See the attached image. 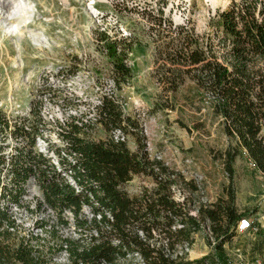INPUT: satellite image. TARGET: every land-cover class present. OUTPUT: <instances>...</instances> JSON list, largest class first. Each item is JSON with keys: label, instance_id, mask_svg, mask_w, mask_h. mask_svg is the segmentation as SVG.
<instances>
[{"label": "rangeland", "instance_id": "rangeland-1", "mask_svg": "<svg viewBox=\"0 0 264 264\" xmlns=\"http://www.w3.org/2000/svg\"><path fill=\"white\" fill-rule=\"evenodd\" d=\"M27 1L30 8L26 16L20 13V21L28 17L26 26L22 24L27 37L20 41L21 46L17 33L8 26L17 21L9 19L6 13L16 7L15 0H10L9 8L0 7V39L3 40V45L0 44V114L4 119L0 133V143L4 147L0 194L5 196L0 198V212L6 211L8 220L13 219L18 225L9 244L19 246L33 234L30 245L41 258L38 264H76L72 250L77 247L81 250L99 239L91 205L82 206L78 217L73 208L62 210L59 205L53 207V212L35 209L36 204L43 201L50 205L44 194L42 178L45 175L56 177L62 184L72 180L69 175L64 177L62 163L55 171L49 155H38L44 149L31 141L33 136L37 140L39 134L34 135L33 131L21 135L13 123L6 124L9 122L7 116H27L32 125L39 131L42 129L43 136L54 138L55 126L42 123L40 126L37 114L29 113L35 94L33 82L40 72L52 67L62 70L67 78L77 75L69 84L64 83L52 102L66 110L79 111L78 122L84 124L77 132L81 138L99 142L111 136H122L133 152H147L151 160L161 161L175 173L173 198L183 203L193 216L197 215L200 203L226 196L229 176L223 154L234 142L226 136L220 117L214 114L209 100L202 97L192 80L186 78L176 92L168 90L161 81L165 70V62L159 58L157 50L161 41L154 42L156 32L149 29L151 17L148 16L157 13L160 2H166L165 19L187 25L200 36L211 34L217 39L213 19H217V13L227 9L232 0ZM105 30L118 39L135 34L133 36L144 45L142 50L129 54L126 62L132 67L133 75L119 88L114 83L112 63L100 41V33ZM104 96L113 97L125 116L135 120L137 128L128 127L123 135L108 131L100 122L99 106ZM18 163L33 169L20 195L13 172ZM234 167L236 206L240 212H247V216L240 221L236 235L224 245L222 253L216 251V240L204 223L193 234L194 243L185 262L208 255L219 264L241 261L258 264L261 260L257 247L262 244L264 250V176L252 165L246 152L237 157ZM122 187L130 197H135L150 193L157 183L153 176L143 173L133 175ZM14 203L20 208H15ZM60 217L67 223L60 222ZM80 222H86L85 226L80 227ZM34 225L42 229H34ZM101 228L104 235L108 234L115 244L119 243L109 226L102 224ZM137 234L142 239L147 237L148 242L157 247L166 248L167 239L158 230L152 231L151 238L140 230ZM94 237L97 239L93 240ZM63 244L68 251L63 250ZM138 254L131 251L114 264H142ZM10 264L23 263L13 261Z\"/></svg>", "mask_w": 264, "mask_h": 264}, {"label": "trees", "instance_id": "trees-1", "mask_svg": "<svg viewBox=\"0 0 264 264\" xmlns=\"http://www.w3.org/2000/svg\"><path fill=\"white\" fill-rule=\"evenodd\" d=\"M166 5L160 2L157 13L148 16L151 17L149 29L157 33L158 40L153 38L154 42L161 41L157 47L159 58L165 62L161 81L168 90L176 92L189 78L202 97L209 100L214 114L220 117L224 133L234 142L223 154L229 176L226 196L200 203L197 215L193 216L183 203L173 198L175 173L161 161L151 160L147 152H133L125 141L116 142L113 137L107 141H87L78 135L80 129L75 126L66 137L70 150L77 154L78 165L71 167L83 191L76 193L74 188L53 176L45 175L42 182L50 206L59 205L62 210L73 208L77 217L83 203L92 207L99 239L94 237L97 243L72 250L76 264L78 261L114 264L131 251L139 253L145 264H216L214 257L209 255L185 262L186 255H180L179 250L186 244L193 245V234L204 223L209 226L216 240L215 249L220 253L236 235L238 224L247 216V212H240L236 206L233 187L234 163L238 156L246 152L264 176V0H232L229 7L213 19L217 39L211 34L200 36L187 25L165 19ZM133 35L118 39L106 30L100 33L118 88L133 75L132 67L126 62L129 54L144 47ZM99 111L100 122L108 131L126 132L128 127L137 128L135 120L125 116L113 97L104 96ZM3 121L0 114V124ZM3 150L0 144V164L4 161ZM32 171L19 163L14 165L15 182L20 189L18 195L24 191L23 185ZM143 173L153 176L157 187L142 196L130 197L122 186L133 175ZM194 189L197 186L194 185ZM5 220L8 215L3 211L0 214V264L41 262L29 241L23 240L19 246L8 243L12 232L3 228ZM61 221L67 223L63 218ZM85 224L80 222L79 226ZM102 224L110 227L118 244L108 234L104 235ZM138 230L149 238L153 237V230H158L167 239L166 248L148 242L147 237L142 239ZM257 249L264 264L262 244Z\"/></svg>", "mask_w": 264, "mask_h": 264}, {"label": "built area", "instance_id": "built-area-1", "mask_svg": "<svg viewBox=\"0 0 264 264\" xmlns=\"http://www.w3.org/2000/svg\"><path fill=\"white\" fill-rule=\"evenodd\" d=\"M76 78L77 75H72L69 78H67L64 74V72L60 69H56L54 67L48 68L46 70H43L38 74V76L35 78V81L33 82L34 88H35V94L32 97L31 106L29 108V113H36L37 118L40 122V126L42 124H51L52 126H55V136L54 138H48L41 134L38 127L36 125H32L28 120L27 116L17 115V116H7L6 124L10 123L14 125L16 131H19L21 135H27L31 134L34 131V135H38V139L35 140V136H33L32 140H34L33 145L41 146L44 150H40L39 154L42 155H49L51 159H53V163L51 164L52 168L58 167L61 165V163L64 165V177L66 175H69V178L72 180L67 182L66 184L70 187L74 188L76 193H81L83 191V188L77 178L74 175L73 168L71 165H78V159L77 154L72 152L70 149V142L67 139V135L71 133L74 130L75 126H78L79 128L84 125L82 122H78L79 118L77 116V113L79 112L77 109L69 108V110H66L63 108L60 104H53V96L55 94L60 93V90L62 87H64V83H70L73 81V78ZM102 105V100L100 102V106ZM99 106V107H100ZM82 115V114H81ZM13 119V121H12ZM37 124V123H36ZM4 124H0V133L2 131V127ZM36 126V127H35ZM35 127V128H34ZM119 132L121 135H123V131L120 129L113 130L112 133L115 135V133ZM112 137V136H111ZM116 142L118 141H125V139L121 136H117L114 138ZM1 144V143H0ZM38 153V152H36ZM251 163L253 166H257L256 163L251 159ZM78 168H80L78 166ZM55 171L56 168H55ZM62 179H64L62 177ZM1 198V197H0ZM90 205L88 203H83L82 206ZM13 206L15 208H20L18 203H14ZM35 209L47 211V212H53L52 209H54L52 206L45 203V201L37 203L35 206ZM70 209V208H69ZM72 209V208H71ZM70 209V210H71ZM1 214V212H0ZM10 221L13 222L11 225L7 220L3 223V228L8 229L10 232H16L17 230V223L15 220L10 219ZM59 221H61V217L59 218ZM67 222V221H66ZM64 224V223H63ZM34 229H42V227H38L34 225ZM211 237L212 232L210 231ZM33 234H30L28 236L29 242L31 243L32 239H34ZM216 243V242H215ZM66 246L67 244L64 243ZM63 244V250L68 251V247H64ZM192 248V245L186 244L183 247L180 248V255H187ZM139 255V254H138ZM142 264H145V261L143 260L142 256L140 255ZM81 264H84L83 262H80ZM100 264H107L105 262H102ZM216 264H219L216 261ZM238 264H245L243 261L239 262ZM258 264H263L262 260L258 261Z\"/></svg>", "mask_w": 264, "mask_h": 264}, {"label": "bare ground", "instance_id": "bare-ground-1", "mask_svg": "<svg viewBox=\"0 0 264 264\" xmlns=\"http://www.w3.org/2000/svg\"><path fill=\"white\" fill-rule=\"evenodd\" d=\"M16 4V7H14L13 9H11L10 11H6V13L8 14V18L9 19H16V23H14L13 21L11 23H9L10 25L9 28H13V31H15L17 33V40H18V45L21 46V40L25 39L27 37L26 34V30L24 28H22V24H24V27L27 24L28 21V17H26V19L23 21H20V16H21V12H23V14H25L26 16V10H28L30 8L29 3L27 0H15L14 2ZM11 2L10 0H0V7L3 9L9 8L11 6ZM29 14V13H28ZM7 16V15H6ZM24 18V17H23ZM15 34V33H14ZM35 36V35H34ZM0 44L3 45V40L0 39Z\"/></svg>", "mask_w": 264, "mask_h": 264}]
</instances>
